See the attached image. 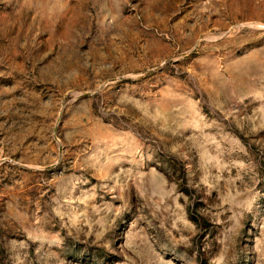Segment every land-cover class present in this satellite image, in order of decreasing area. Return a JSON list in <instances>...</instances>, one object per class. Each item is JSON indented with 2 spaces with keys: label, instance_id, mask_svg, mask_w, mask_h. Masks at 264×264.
<instances>
[{
  "label": "rangeland",
  "instance_id": "obj_1",
  "mask_svg": "<svg viewBox=\"0 0 264 264\" xmlns=\"http://www.w3.org/2000/svg\"><path fill=\"white\" fill-rule=\"evenodd\" d=\"M0 264H264V0H0Z\"/></svg>",
  "mask_w": 264,
  "mask_h": 264
}]
</instances>
